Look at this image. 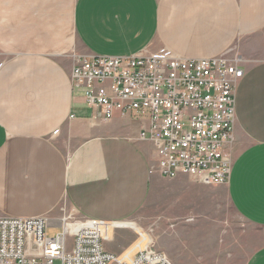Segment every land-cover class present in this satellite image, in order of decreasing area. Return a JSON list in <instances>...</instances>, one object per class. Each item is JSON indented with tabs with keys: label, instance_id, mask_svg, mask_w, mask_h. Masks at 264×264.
Returning a JSON list of instances; mask_svg holds the SVG:
<instances>
[{
	"label": "crops",
	"instance_id": "1",
	"mask_svg": "<svg viewBox=\"0 0 264 264\" xmlns=\"http://www.w3.org/2000/svg\"><path fill=\"white\" fill-rule=\"evenodd\" d=\"M66 4L0 0V39L21 44L0 50V217H57L66 205L124 227L167 182L176 212L206 190L223 191L244 220L264 228V0H73L62 15ZM73 47L89 56L166 47L184 57L234 48L244 75L226 148L229 181L151 174L157 152L139 139L143 120L121 112L106 119L72 88ZM246 264H264V242Z\"/></svg>",
	"mask_w": 264,
	"mask_h": 264
},
{
	"label": "built area",
	"instance_id": "2",
	"mask_svg": "<svg viewBox=\"0 0 264 264\" xmlns=\"http://www.w3.org/2000/svg\"><path fill=\"white\" fill-rule=\"evenodd\" d=\"M244 75L234 49L211 57H184L163 47L130 55L75 54L73 89L99 107L104 118L117 112L143 120L140 140L151 141L157 162L151 174L173 179L187 174L203 184H225L232 171L227 146L234 140L236 82ZM73 116V114H71ZM120 222L61 214L0 217V264H175L150 244L121 253L105 241ZM50 227H60L55 236Z\"/></svg>",
	"mask_w": 264,
	"mask_h": 264
},
{
	"label": "rangeland",
	"instance_id": "3",
	"mask_svg": "<svg viewBox=\"0 0 264 264\" xmlns=\"http://www.w3.org/2000/svg\"><path fill=\"white\" fill-rule=\"evenodd\" d=\"M65 2L62 15L73 0ZM66 31L70 33L68 24ZM4 45L9 48L21 44L19 40L0 39V50ZM78 53L73 47L68 55L73 60ZM167 184L164 182L156 199L127 219L124 227H116L113 237L105 241L108 250L120 253L143 243L166 251L175 264H246L249 255L264 242V228L244 220L227 202L223 191L206 190L201 202L176 212L167 204ZM179 205L184 206V201ZM60 229L50 227L48 235L55 236ZM55 264L60 263L57 260Z\"/></svg>",
	"mask_w": 264,
	"mask_h": 264
}]
</instances>
